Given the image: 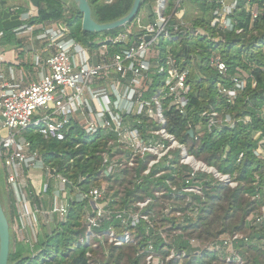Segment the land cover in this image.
<instances>
[{"label":"built area","instance_id":"1","mask_svg":"<svg viewBox=\"0 0 264 264\" xmlns=\"http://www.w3.org/2000/svg\"><path fill=\"white\" fill-rule=\"evenodd\" d=\"M189 1L150 0L148 4L157 6L151 18L136 16L134 23L118 33L96 39L95 48L77 41L65 21L35 26L24 21L37 16L36 9L20 13L23 24L19 28L29 33L38 30L33 36L44 49L34 55V65L40 71L36 81L0 84V129L6 132L0 135V163L5 189L15 208L12 229L18 241L28 245L31 257L41 253L36 248L39 233L43 229L49 234L56 231L58 224L69 221L72 206L81 205L83 230L73 245L85 249L87 264H110L112 250L123 247H134L131 259L138 264H184L206 250H217L226 264H241L232 245L246 238L238 232L222 234L204 244L192 237L186 242L182 238L178 245L172 243L180 237L173 224L177 219L197 218L199 205L182 207L174 200L165 201L166 194L199 195L201 186L193 181L199 172L231 187L237 182L205 163V168L191 166L189 157H195L167 129L164 103L173 115L185 116L192 89L190 75L199 74L204 64L199 49L187 59L176 55L183 41L206 34L217 41L219 33H240L238 14L250 12L253 22L260 14L259 4L256 0H201L208 10L202 11L195 4L187 19ZM196 16H202L200 26L194 25ZM209 66L226 80L217 83V97L228 105L235 104L248 74L241 68L230 74L220 54L210 55ZM261 115L264 117V109ZM200 116L204 121L195 129L203 126L209 133L249 120L227 113L222 116L212 107ZM74 124L88 135L106 138L99 153V185L87 187V175L73 179L48 164L26 136L36 133L45 141H63ZM256 136L254 155L264 160V138L260 133ZM183 165L192 167L186 179L177 172V166ZM35 176L41 178L37 181ZM147 179L161 186L143 198L126 199V189H134ZM260 213L257 221L264 219V206Z\"/></svg>","mask_w":264,"mask_h":264},{"label":"trees","instance_id":"2","mask_svg":"<svg viewBox=\"0 0 264 264\" xmlns=\"http://www.w3.org/2000/svg\"><path fill=\"white\" fill-rule=\"evenodd\" d=\"M149 1L142 0L138 14ZM256 1L260 10L256 20L251 22L250 12L246 11H242L237 16V26L243 29L242 32L219 33L217 41H213L207 34L190 40L186 38L183 41L180 53L176 55L187 59L189 53H196L199 49L198 54L204 64L199 74L193 72L190 75L189 82L192 89L185 116L173 115L172 110H166V103H164L167 129L185 145L187 152L207 166L214 167L218 172L228 174L237 182V185L231 188L223 183L216 184L212 175L204 172L197 174L196 183L201 186L202 193L200 196L193 195L192 198L196 202L194 205L198 204L199 208H202L199 209L201 216L199 215L197 223L193 225L197 227L198 233L191 237L199 239L203 244L215 241L222 233L225 235L240 232L248 225L245 219L251 211L264 205V160L254 155L259 139L256 136L257 133L264 138V117L261 115L264 109V0ZM89 2L93 18L99 23H105L124 16L129 11L133 0H89ZM189 3L191 5L186 6L185 13L187 19L192 16V6L195 4L202 11L208 10V6L201 0H190ZM23 9L25 8L17 7L16 11H28ZM58 21H65L72 36L90 48L97 46L94 37L99 34H116L123 28L105 33L83 31L81 14L71 0H38L37 16L32 17L28 23L44 24ZM201 23L202 16H196L194 25L200 26ZM205 30L210 35L217 36L207 28ZM233 47L235 51H232ZM212 53L220 54L230 74H234L237 68H241L248 74L246 87L233 105H228L223 99L217 97V83H226V80L220 78L217 72L210 68L209 57ZM185 65H189L188 60L185 61ZM210 107L222 116L227 113L237 119L248 117L249 120L238 121L233 128H215L210 133L203 126L200 130H196L195 126L204 121L200 116L201 112ZM190 128L193 130L192 136L189 134ZM26 136L32 141L33 147H37L44 154L48 164L56 166L59 171L73 179L78 175H87V187L99 185V167L101 166L99 153L103 150L106 140L102 135H88L74 124L63 141H45L36 133H28ZM182 167L177 166L179 174L182 173ZM2 174L0 172L3 181ZM235 174L236 177H234ZM158 186H161V183L147 179L134 189H126L124 195L129 201L132 198H143L150 193L151 189ZM30 191L33 193L32 187ZM245 195L248 198H245ZM251 197L254 199H250ZM0 201L7 220L12 223L15 213L13 198L6 191L3 182H0ZM205 204L206 208H204ZM83 208L81 205L72 206L69 221L58 224L59 228L51 234L45 229L41 231L40 242L36 247L41 249V253L36 257H31L28 245L16 240L15 235L10 232L8 264H87L84 258L85 249L73 245L83 230L81 222ZM248 226L252 228L254 224L252 225L249 221ZM189 237H186L184 241L186 242ZM262 237V234L255 232L252 236L247 235L246 239L233 243L232 247L235 251H239V246L246 244L247 248L256 251V255L251 260L252 264H264V247L249 244L250 239L261 240ZM51 250H54L56 254L49 255ZM133 252H135L134 247L113 249L110 264H138V261L133 262L131 259ZM208 258L210 262L216 260L215 264H226L219 259L217 250H206L201 257L192 256L185 260L184 264H203Z\"/></svg>","mask_w":264,"mask_h":264},{"label":"crops","instance_id":"3","mask_svg":"<svg viewBox=\"0 0 264 264\" xmlns=\"http://www.w3.org/2000/svg\"><path fill=\"white\" fill-rule=\"evenodd\" d=\"M27 6L29 7V11L34 9L37 10V7L33 6L29 0H5V2L0 0V10L7 9L12 13H22L15 12L16 8H27ZM53 23L54 22H48L44 24L50 25ZM33 25L36 26L38 24ZM37 32L38 30H35L33 32L34 35ZM33 33L26 32L24 28L18 27L13 30L3 31L0 34V84L2 81L13 82L21 79L22 83L27 85L39 78L40 71L34 65L33 59L35 53L42 51L44 46L34 38ZM32 37L34 39H32ZM9 38L11 40H9ZM10 232H12V234L15 235V239L18 240L16 231L12 229V223ZM40 235L41 232L39 233V237Z\"/></svg>","mask_w":264,"mask_h":264},{"label":"rangeland","instance_id":"4","mask_svg":"<svg viewBox=\"0 0 264 264\" xmlns=\"http://www.w3.org/2000/svg\"><path fill=\"white\" fill-rule=\"evenodd\" d=\"M4 2H5V0H3ZM170 3H171V0H170ZM156 5L153 3L152 5L151 4H147V5H145V7H143L142 9H141V12H143L144 11V13H142V15L144 14L145 16H147V17H149V18H151V15H152V13L154 12V9H156ZM25 9H27L28 11H29V7L27 6V8H25ZM25 9H23V10H25ZM15 12H21V10H17V11H15ZM141 12L137 15V18L138 17H140V16H142L141 15ZM146 20V19H145ZM136 21V19L134 20V21H132V23H134ZM29 21L28 20H25L24 21V23H28ZM11 33V32H10ZM110 36L111 35H113V33H111V34H109ZM27 36V35H26ZM104 35H102V34H99L98 36H96V37H94V39L96 40V39H100L101 37H103ZM104 38V37H103ZM6 132L4 131V130H1L0 129V135H4ZM192 155V154H191ZM194 156V155H193ZM195 157V156H194ZM200 161V160H199ZM202 162V161H201ZM204 163V162H203ZM183 170H182V177H183V179H186L187 177H188V175H189V172H190V170L192 169V167L190 166V165H183ZM0 172H1V174L3 173V169H2V166H1V163H0ZM2 175H4V174H2ZM210 175V174H209ZM211 176V175H210ZM234 177H236V174L234 175ZM233 177V178H234ZM41 177H38V176H35L34 177V179L35 180H39ZM213 180H215V182H216V184H218V183H221L222 184V182H220V181H218L217 179H213ZM0 181H2V178L0 177ZM117 181V180H116ZM126 181H130V178L129 177H126ZM178 181H180V179H178ZM194 184H197L196 183V177L194 178ZM234 181V180H233ZM234 182H236V181H234ZM3 185H5V183H4V181H3ZM225 185H227V184H225ZM228 186H230V185H228ZM231 187V186H230ZM235 187V186H234ZM231 188H233V187H231ZM202 193V192H201ZM201 193L199 194V195H196V196H200L201 195ZM193 197V195H182V196H177L176 194H166V196H165V201H168V200H174L179 206L181 205H183L182 207H193V206H196V205H194L196 202L194 201V199L192 198ZM245 198H248L246 195H245ZM250 199H254V197H251ZM264 205H262V206H260L259 208H257V209H255V210H253V211H251V213L246 217V219H245V221L247 220V224L249 225V221H251V224L253 225L254 224V227H250V226H248V225H246L245 227H244V229H241L240 230V232L238 231V233H241L242 235H243V237L244 238H246L247 237V235L248 236H252L255 232L257 233V232H259L260 234H262V238H261V240H254V239H250V241H249V244H252V245H254V244H257L258 246H263L264 247V229L262 228V227H264V219L263 220H261V221H257L255 218H257L258 216H260L261 215V213H260V209H261V207H263ZM200 208H202V207H200ZM199 208V209H200ZM204 208H206V204H205V206H204ZM188 210H195V208H188ZM196 211V210H195ZM198 212H199V210H198ZM201 212V211H200ZM199 215L201 216V213H198V217L197 218H195V219H193V220H191V221H183V220H181V219H177V224H173V228H174V230H177V231H179L178 233L180 234V237H175V239L174 240H172V243L173 244H175V245H178L179 243H181L182 241H183V239L182 238H186V237H191V236H196L197 235V233H198V231H197V227L195 226V227H193V225H195L196 223H197V221H198V218H199ZM255 220V221H254ZM9 222V221H8ZM9 226L11 227V223H9ZM221 228V227H220ZM219 228V229H220ZM190 233H192V234H190ZM222 234H224V233H222ZM222 234H220V235H222ZM219 235V236H220ZM251 245V246H252ZM257 247V246H256ZM257 248H260V247H257ZM239 251H236L237 252V254H238V256H239V258L241 259V264H252V259H253V257L256 255V251L254 250V249H252V248H247V245L246 244H242V245H240L239 246ZM248 250V251H247ZM54 253V250H51L50 252H49V255H52ZM216 263V260H213V261H209V258L205 261V262H203V264H215Z\"/></svg>","mask_w":264,"mask_h":264},{"label":"water","instance_id":"5","mask_svg":"<svg viewBox=\"0 0 264 264\" xmlns=\"http://www.w3.org/2000/svg\"><path fill=\"white\" fill-rule=\"evenodd\" d=\"M81 14V29L89 33H105L120 28L134 20L141 7L142 0H133L129 11L113 21L99 23L93 18L89 0H71ZM33 6H38V0H31ZM22 25L20 13H12L7 9L0 10V33L16 29ZM160 25V24H159ZM193 135V130H189ZM10 252V226L0 201V264H8Z\"/></svg>","mask_w":264,"mask_h":264},{"label":"bare ground","instance_id":"6","mask_svg":"<svg viewBox=\"0 0 264 264\" xmlns=\"http://www.w3.org/2000/svg\"><path fill=\"white\" fill-rule=\"evenodd\" d=\"M189 161H190V164H191V166L192 167H202V168H205V164L203 163V162H201V161H199V160H197V159H195V158H191V157H189ZM207 167V166H206ZM222 178H225V177H222Z\"/></svg>","mask_w":264,"mask_h":264}]
</instances>
